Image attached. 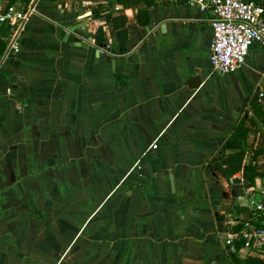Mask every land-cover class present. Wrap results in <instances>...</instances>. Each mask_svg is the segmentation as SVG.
I'll list each match as a JSON object with an SVG mask.
<instances>
[{"label":"crops","instance_id":"obj_1","mask_svg":"<svg viewBox=\"0 0 264 264\" xmlns=\"http://www.w3.org/2000/svg\"><path fill=\"white\" fill-rule=\"evenodd\" d=\"M12 3L38 14L14 47L0 24V264H248L225 239L264 197V47L215 73L199 0ZM97 7L128 17V52Z\"/></svg>","mask_w":264,"mask_h":264},{"label":"built area","instance_id":"obj_2","mask_svg":"<svg viewBox=\"0 0 264 264\" xmlns=\"http://www.w3.org/2000/svg\"><path fill=\"white\" fill-rule=\"evenodd\" d=\"M200 7L212 14L214 37L210 62L215 73L230 74L241 69L247 61L252 46L264 47V5L259 0H199ZM38 14L35 4L22 7L16 3L0 6V24L16 27L15 39L26 29L27 23ZM103 51L112 53L108 47ZM264 96V93H260ZM157 147V145H154ZM239 228L227 234L225 244L230 251L242 258H264V197L253 201L251 215Z\"/></svg>","mask_w":264,"mask_h":264},{"label":"trees","instance_id":"obj_3","mask_svg":"<svg viewBox=\"0 0 264 264\" xmlns=\"http://www.w3.org/2000/svg\"><path fill=\"white\" fill-rule=\"evenodd\" d=\"M94 18H103L105 20V24H107L110 29L112 35L115 37L117 41V49L126 53L130 50L128 45L129 34L128 29L126 28L128 23L127 16H114L111 12H109L108 8L97 7L93 9ZM138 23L140 26H148L152 22V13L151 10L148 9H140L138 15ZM98 32L100 35L101 42L104 43L105 39V31L103 25L98 27ZM252 107L255 115L264 123V108L261 103L258 101L252 102ZM248 133V128L245 127L244 123H241L237 128L236 132L233 134L232 142H238L241 146H243V140L246 139ZM246 151L242 148V151L235 155H231L228 158L227 162L229 166H235V170L231 171V173L242 170L244 176L250 181L249 185L253 186L255 184V166L246 163ZM248 264H264V258H252L250 257L247 260Z\"/></svg>","mask_w":264,"mask_h":264},{"label":"water","instance_id":"obj_4","mask_svg":"<svg viewBox=\"0 0 264 264\" xmlns=\"http://www.w3.org/2000/svg\"><path fill=\"white\" fill-rule=\"evenodd\" d=\"M162 28H164V27H162ZM68 29H70V28H68ZM68 29H65L63 32H62V34H63V36L65 37V41H67V39L69 38V36H70V32L68 31ZM71 31H74L75 33L77 32V27H75L74 29L72 28V30ZM74 44H76V45H84V46H88V43H86V42H84L82 39H80L79 37H75L74 38ZM110 59H111V57H110ZM112 60V59H111Z\"/></svg>","mask_w":264,"mask_h":264}]
</instances>
